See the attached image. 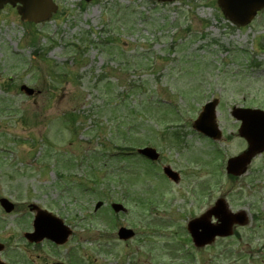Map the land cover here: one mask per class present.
I'll return each instance as SVG.
<instances>
[{"label": "rangeland", "instance_id": "rangeland-1", "mask_svg": "<svg viewBox=\"0 0 264 264\" xmlns=\"http://www.w3.org/2000/svg\"><path fill=\"white\" fill-rule=\"evenodd\" d=\"M56 2L59 12L35 28L36 45L15 9L0 11V199L16 207L8 214L0 204V240L7 247L2 260L188 264L173 241L151 254L138 240L124 244L112 235L114 241L106 243L108 231L115 230L110 204L131 210L119 227L151 238L148 228L156 223L157 239L164 231L184 243L187 222L225 197L232 210L253 216L250 225L261 226L252 242L261 249L257 261L251 263L247 250L238 247L227 248L234 253L228 256L236 258L239 251L247 258L239 264H264V156L239 181L225 171L227 158L246 148L231 109L264 110V12L238 28L216 0ZM22 85L36 93L27 95ZM212 98L220 100L218 122L227 142L209 144L191 126ZM126 142L158 147L157 169L120 151ZM163 165L179 172L181 181L173 184L161 171L156 176ZM111 174L126 175L114 182ZM92 185L96 196L86 192ZM99 200L109 208L95 213ZM32 205L60 214L70 225L68 246H30L24 233L33 230Z\"/></svg>", "mask_w": 264, "mask_h": 264}, {"label": "water", "instance_id": "water-1", "mask_svg": "<svg viewBox=\"0 0 264 264\" xmlns=\"http://www.w3.org/2000/svg\"><path fill=\"white\" fill-rule=\"evenodd\" d=\"M92 1V0H87ZM158 2H166L173 0H157ZM21 4L22 6L18 7L19 13L22 16L23 20H27L30 22H43L51 18L53 12L57 10L51 0H0V9L4 7L6 4H11L12 6H16L17 4ZM219 6L221 7L223 13L226 18L231 22L236 24L237 26L244 27L248 25L257 15L259 10L264 8V0H219ZM28 93L32 94L31 90L26 89ZM213 110V106H209L207 113H211ZM234 114L237 118L243 119L246 125L241 130V135L246 137L251 144L250 151L245 154L239 156L236 159H233L229 163V169L234 167L232 171H236L237 175H241L246 171V167L252 160V158L259 152L264 150V112L261 111H251V110H235ZM206 116V115H205ZM204 117V116H203ZM203 117L200 121L197 122L196 128L203 132H207L203 127L206 126V121L203 120ZM254 120L256 125H250L249 122ZM212 128V126H207ZM211 136L212 133H210ZM240 168V169H239ZM6 202V201H5ZM5 206V204H4ZM7 208V206H6ZM7 209H12L10 206ZM116 209H119L116 207ZM212 214H215L216 217L222 218L223 224L226 223L227 226L232 225L233 217H238V215H232L228 213L223 201H220L217 206L211 210L204 221H198L197 224L192 225V230L194 234H197L196 227L198 225L209 224L208 217H211ZM38 220V223L41 227L45 226V229L51 230L52 226H49L47 223ZM206 222V223H204ZM42 223V225H41ZM47 225V226H46ZM58 235V232L62 234L64 237L68 232L64 229L61 231L57 225L54 226V232ZM67 232V233H66ZM53 236L52 234H50ZM127 237V236H125ZM0 264H2L0 262Z\"/></svg>", "mask_w": 264, "mask_h": 264}, {"label": "flooded vegetation", "instance_id": "flooded-vegetation-1", "mask_svg": "<svg viewBox=\"0 0 264 264\" xmlns=\"http://www.w3.org/2000/svg\"><path fill=\"white\" fill-rule=\"evenodd\" d=\"M250 227H244V226H238L236 231L234 232L233 236L229 237L228 239H221L217 238L211 245L215 246H224L225 244H240L243 242V240L251 238L254 234V230H250L249 232H246L244 230L249 229ZM136 237V234H135ZM192 244V243H191ZM193 245V244H192ZM209 245V246H211ZM209 246H206L209 248ZM205 247V248H206ZM193 250L195 251L196 247L193 245ZM209 254H217L218 251L215 249H210ZM218 258L208 259L209 261H216ZM194 264V263H193Z\"/></svg>", "mask_w": 264, "mask_h": 264}]
</instances>
